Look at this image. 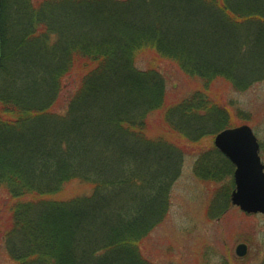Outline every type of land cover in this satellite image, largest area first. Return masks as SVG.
<instances>
[{"label": "trees", "instance_id": "16d2710c", "mask_svg": "<svg viewBox=\"0 0 264 264\" xmlns=\"http://www.w3.org/2000/svg\"><path fill=\"white\" fill-rule=\"evenodd\" d=\"M253 30L264 54V0H4L0 191L19 203L8 210L9 219L0 220V230H6L14 264H146L139 246L168 211V197L160 192L163 178L172 181L179 164L168 146L130 134L136 118L164 106L160 71L137 69L136 58L151 49L183 69L201 62V71L204 55L255 57L241 55L255 38ZM77 66L81 86L65 114L53 115L61 80ZM195 106L169 112L170 126L188 138L208 130L207 123H225L215 110L209 112L211 106L199 108L205 117L193 112ZM101 147L110 152L98 163ZM209 157L203 155L201 163ZM142 160L157 168L150 180L140 175ZM206 165L199 167L202 179L222 181L232 173L225 162L220 168ZM80 173L93 181L94 194L57 200L61 187ZM140 186L143 193L132 191ZM130 192L133 200H117L113 211V200Z\"/></svg>", "mask_w": 264, "mask_h": 264}, {"label": "rangeland", "instance_id": "374dc122", "mask_svg": "<svg viewBox=\"0 0 264 264\" xmlns=\"http://www.w3.org/2000/svg\"><path fill=\"white\" fill-rule=\"evenodd\" d=\"M7 28L8 42L11 43L15 38L12 32L13 23ZM253 32L255 36L256 30ZM255 40L256 36L246 48L242 47L243 54H241L256 55L255 57L249 56L244 60L245 56L241 58L237 55H222V53L204 55L208 60L204 65L206 68L201 71L197 69L201 68L198 65L201 62L196 61L197 63L191 68L183 69L176 61L162 60L151 49L142 51L141 56L136 58L137 69L148 71L151 66H156L160 71V73L156 72L161 83L162 79L164 82L162 87L164 106L147 109L148 112L150 111L149 114H141L136 118V124L132 126L130 134L138 139L153 142L152 144L168 146L177 155V162H174V165L179 164V170L175 171L172 181L166 182L167 177L163 178L165 188L160 192L168 197V211L163 221L151 230L139 246L141 257L146 264H264V215L248 216L231 205L227 195L234 189L232 175L222 181L221 178L213 180L198 176L199 167L203 164L213 163L218 168L222 166L223 159L215 156L214 140L219 134L215 129L224 122L217 121L212 126L207 123L208 130L203 129L202 132L198 131L199 134H191L193 137L187 138L179 133L176 127L170 126L167 118L169 112L177 113L178 106L184 104L198 105L193 112L196 114L198 111V115L202 117L207 114L199 108L211 106L214 109L210 107L209 112L215 110V114L225 118L224 129L243 125L253 129L261 144L260 155L264 164V54L261 45L258 46ZM55 41L54 37L53 42ZM12 47L13 44H10V49ZM231 63H234L233 67L228 69ZM77 68L78 66L73 68L70 75L61 80L60 93L52 107V111L55 112L53 115L65 114L72 94L80 88L82 70ZM217 70L219 73L216 72ZM195 97L199 100L192 102ZM201 99L204 101L201 102ZM195 114L191 117L196 120ZM141 128L144 129L142 134L138 131ZM95 140L100 141V137ZM134 146L135 142L131 140L129 147L134 148ZM106 151L103 147L99 148L98 163L101 162V155L107 154ZM107 152L109 155L110 151ZM163 154H166V151H163ZM203 155L210 157L201 163ZM130 159L133 160L132 157ZM141 162L144 164L145 161ZM155 169L157 168L146 162L142 166L145 174L140 175L150 180L151 175L156 173ZM148 170H150L149 174H147ZM171 171L174 174V167ZM105 175L110 179V174ZM105 175L102 177L107 178ZM83 177L88 179L80 173L79 178L66 182L54 197L61 202L91 197L94 194L93 181L84 180ZM115 177L116 175L111 179ZM140 180V184L146 187L144 179L140 178ZM101 181L106 180L101 179ZM108 181L113 183L112 180ZM121 181L122 179L118 181L121 184L120 188ZM132 191L144 192L141 186ZM130 195L131 192L127 196L113 200L115 203L112 206L113 211L120 204L117 200L120 202L133 200ZM17 203L19 202L11 203L6 193L0 191V220L9 219L8 210ZM1 229L3 230H0V264H14L4 240L6 230ZM241 245L247 246V255L243 258H239L236 253Z\"/></svg>", "mask_w": 264, "mask_h": 264}, {"label": "water", "instance_id": "95a60500", "mask_svg": "<svg viewBox=\"0 0 264 264\" xmlns=\"http://www.w3.org/2000/svg\"><path fill=\"white\" fill-rule=\"evenodd\" d=\"M2 0H0V23ZM1 62V32H0ZM215 145L236 166L235 179L237 191L232 196L233 205L248 214H264V166L259 157V145L249 127H241L222 132ZM246 246L237 249V255L244 257Z\"/></svg>", "mask_w": 264, "mask_h": 264}]
</instances>
